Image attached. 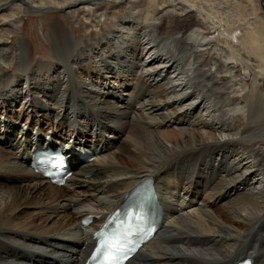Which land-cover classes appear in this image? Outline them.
Wrapping results in <instances>:
<instances>
[{
    "label": "bare ground",
    "instance_id": "obj_1",
    "mask_svg": "<svg viewBox=\"0 0 264 264\" xmlns=\"http://www.w3.org/2000/svg\"><path fill=\"white\" fill-rule=\"evenodd\" d=\"M141 1L0 0V25L10 26L21 15L83 9L97 27L90 12L102 2L130 7L90 39L55 18L50 58L35 61L27 37L10 55L0 48L9 68L0 72V264H81L91 232L147 176L161 228L127 264L246 255L264 264V0ZM209 32L217 43L206 42ZM215 47L222 58L208 60ZM50 141L72 148L65 186L29 166L30 146ZM92 212L102 217L82 227Z\"/></svg>",
    "mask_w": 264,
    "mask_h": 264
},
{
    "label": "rangeland",
    "instance_id": "obj_2",
    "mask_svg": "<svg viewBox=\"0 0 264 264\" xmlns=\"http://www.w3.org/2000/svg\"><path fill=\"white\" fill-rule=\"evenodd\" d=\"M150 2L149 0H142L141 2ZM154 2H159V1H154ZM103 3V4H102ZM100 5L103 7L102 16H99L101 13V10L95 11L96 9L94 8L90 14H92L91 19L95 20V24H98L97 27L94 26L93 22H89L84 18V13L85 11L83 9H78L74 14H65L63 11H55V12H49V13H42L41 15H21L19 19H17V27L16 23L12 26H10V23H6L0 25V42L5 43V45H1L2 47L0 48H5L7 51V55H10V52H13L15 49V41L17 40L18 37H27L29 38L31 45L33 47V53H34V58L35 61L38 59H46L50 58V51H51V42L49 38V24L55 19V18H60L62 19L68 26L72 27L71 32L78 38H84V39H90L92 36L94 37H100L107 29L112 28L114 26V23L124 15V13H127L130 9L129 5H121L119 7L114 8L112 2H102ZM100 5H96V7H100ZM140 10V8H139ZM170 11H172L170 9ZM174 16L176 18H179L177 16V12H173ZM68 17V18H67ZM182 16L180 17V19ZM154 21V20H153ZM151 21V23H157L159 21ZM162 21V20H161ZM172 21H174L172 19ZM172 21H166L167 23H172ZM3 26V27H2ZM9 28H14V32H7L11 31ZM185 31V29H184ZM190 33V30H188V34ZM210 35L203 34L202 36L206 38V42H209V38L212 40V38H215V43H217V40H219L217 35V32H209ZM9 36L10 38H7ZM229 39L231 41L234 40V37L230 35ZM210 49V47H208ZM225 51L228 50L227 47H223ZM223 53V52H222ZM222 53L218 51V49L215 47L213 50L210 52L208 56V60H213L216 56L221 59L222 58ZM205 56V55H204ZM207 57V56H205ZM21 65V64H20ZM239 66V65H237ZM12 67L14 68V71L17 72V64L15 62H12ZM241 67V66H239ZM9 70L8 67H5L2 62L0 61V72H4ZM240 73H244L243 70L240 68L239 69ZM253 73V72H252ZM248 80V85L249 88H252L255 84V79L254 78H249ZM234 87V88H233ZM232 87V92H237V89L239 87V84L234 85ZM0 104L3 105V103L0 102ZM16 106H12L11 108L14 109ZM238 123H242L244 120L243 118H238ZM20 123L23 126L26 120V115H23L22 118L20 119ZM35 121V120H34ZM34 123V122H33ZM32 123V127H33ZM42 128H47V124L42 122ZM243 126V125H242ZM264 152V147L263 150ZM126 155V154H125ZM3 184L9 185L13 187L14 184H19L20 182L15 183L11 180H2ZM201 199V197H200ZM217 207L215 205L212 206V209H216ZM29 211V209H27Z\"/></svg>",
    "mask_w": 264,
    "mask_h": 264
},
{
    "label": "water",
    "instance_id": "obj_3",
    "mask_svg": "<svg viewBox=\"0 0 264 264\" xmlns=\"http://www.w3.org/2000/svg\"><path fill=\"white\" fill-rule=\"evenodd\" d=\"M60 11H62V10H60Z\"/></svg>",
    "mask_w": 264,
    "mask_h": 264
}]
</instances>
